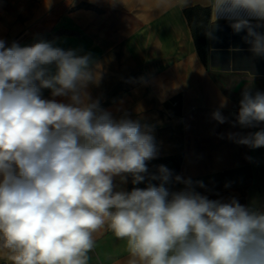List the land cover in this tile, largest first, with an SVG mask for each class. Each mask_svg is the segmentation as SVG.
<instances>
[{
  "label": "clouds",
  "instance_id": "clouds-1",
  "mask_svg": "<svg viewBox=\"0 0 264 264\" xmlns=\"http://www.w3.org/2000/svg\"><path fill=\"white\" fill-rule=\"evenodd\" d=\"M210 7L213 27L230 20L264 56L261 25L251 23L264 21V0H211ZM100 79L91 53L43 41L6 47L0 39V246L13 264H88L105 225L127 242L130 264H264V211L209 199L180 176L175 182L185 187L170 191L163 165L149 175L153 136L100 107L88 91ZM213 118L225 122L219 111ZM237 121L264 123V92L242 93ZM239 143L264 147V129ZM128 176L133 185L149 183L116 191L115 178L127 183Z\"/></svg>",
  "mask_w": 264,
  "mask_h": 264
},
{
  "label": "crops",
  "instance_id": "crops-1",
  "mask_svg": "<svg viewBox=\"0 0 264 264\" xmlns=\"http://www.w3.org/2000/svg\"><path fill=\"white\" fill-rule=\"evenodd\" d=\"M47 2L52 0H0V39L6 47L43 41L91 53L101 72L99 84L89 85L92 98L114 120L138 121L154 138L153 159L180 156L177 176L191 180L196 192L264 211V147L239 143L264 129V123L245 127L237 121L242 93L264 92V56L252 53L246 31L234 32L224 17L213 27L211 0H189L187 7L180 0H110L113 9L104 13L70 11V0H63L60 11L46 13ZM122 3L139 6L121 10ZM200 11H207L205 49L195 21ZM59 14L61 33L52 37ZM251 23H259L256 30L264 34V21ZM42 95L51 98L49 89ZM216 111L224 123L213 118ZM114 183L116 191H127L119 177ZM184 187L174 182L172 191ZM94 240L88 264H130L127 242L107 225Z\"/></svg>",
  "mask_w": 264,
  "mask_h": 264
},
{
  "label": "rangeland",
  "instance_id": "rangeland-1",
  "mask_svg": "<svg viewBox=\"0 0 264 264\" xmlns=\"http://www.w3.org/2000/svg\"><path fill=\"white\" fill-rule=\"evenodd\" d=\"M50 1V0H49ZM70 4H69V10L70 11H74L77 8H82V9H86V10H96L99 11L101 13H104L106 11H109L110 9H113V3H110V0H70ZM62 2L63 0H52V2H47L45 3L46 6V10L45 12L49 13L50 11H60L61 7H62ZM31 6L35 5L33 2H30ZM120 7L119 9L121 10H130V11H134L138 8L139 4H133V3H127V4H119ZM60 14L59 17L57 16V18H55L53 21L54 25V33L52 34V37H56L58 36L61 32H58L56 30L59 22H60ZM196 23H197V27H198V31L200 32V34L203 36L201 45L202 47L205 49V45H204V41L203 39L205 38V23L207 22V11H200L199 14L197 15V18L195 19ZM60 29V27H59ZM163 165L165 167H167L171 173H172V177L175 174V171L178 168L179 165V160L177 159H168V160H164L160 166ZM158 174V172H157ZM172 183V180L165 185V187L169 188L170 185ZM11 252L10 250L3 248L2 246H0V264H13V261L11 260Z\"/></svg>",
  "mask_w": 264,
  "mask_h": 264
},
{
  "label": "trees",
  "instance_id": "trees-1",
  "mask_svg": "<svg viewBox=\"0 0 264 264\" xmlns=\"http://www.w3.org/2000/svg\"><path fill=\"white\" fill-rule=\"evenodd\" d=\"M168 159H171V160L172 159H177V160H179L178 168L175 171V174H174L173 179H172V183H171L170 187L168 188L170 191H172V187H173V184L175 182V179L174 178H175V176L178 175V171H179V167H180V163H181L180 156L166 157V158H155V159H152V160L147 161L146 163H147L149 175H151V174H157L158 168H159L160 164L164 160H168ZM131 180H132L131 176H128V178H127V183H128L127 191H131L134 187L146 188L147 187V184L149 183L148 177H146L145 182L140 183L138 185H133L132 182H131ZM150 182L153 183V184H155V185H159V181L158 180H151Z\"/></svg>",
  "mask_w": 264,
  "mask_h": 264
}]
</instances>
